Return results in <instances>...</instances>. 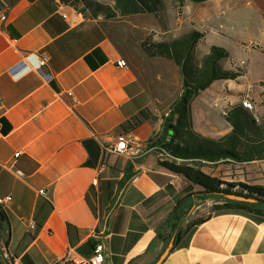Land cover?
I'll list each match as a JSON object with an SVG mask.
<instances>
[{"label":"crops","instance_id":"0c3cea01","mask_svg":"<svg viewBox=\"0 0 264 264\" xmlns=\"http://www.w3.org/2000/svg\"><path fill=\"white\" fill-rule=\"evenodd\" d=\"M0 10L7 15L0 26V200L12 264H57L67 254L86 262L97 244L104 247L103 264H153L161 247L152 254L147 248L173 198L189 183L161 167L153 153L133 159L111 149L121 133L151 140L182 93L180 69L149 58L141 44L200 31L180 19L170 38L171 30L163 31L153 15H130L121 23L85 15L60 0H11L10 7L0 0ZM204 35L194 50L197 59L211 48L199 49ZM41 52L49 57L43 72L51 80L36 71L9 74L28 55L34 65ZM244 64L230 54L220 61L225 70ZM244 70L193 99L197 134L220 139L231 131L222 112L254 87L236 88ZM130 161L133 168L125 172ZM124 176L128 180L119 187ZM160 264H264V221L213 215Z\"/></svg>","mask_w":264,"mask_h":264},{"label":"trees","instance_id":"16d2710c","mask_svg":"<svg viewBox=\"0 0 264 264\" xmlns=\"http://www.w3.org/2000/svg\"><path fill=\"white\" fill-rule=\"evenodd\" d=\"M186 1L203 4L211 0H176V4L182 7ZM100 12V7L96 6L91 16L96 17ZM164 13L163 0H113V6L106 8L103 16L105 20L116 21L130 15L150 14L162 24ZM202 37L203 34L193 30L173 40L156 42L147 39L141 44L149 58L167 59L180 69L182 93L170 106L161 131L149 140V146L165 150L174 160L159 162V165L182 175L189 183L181 196L173 198L172 209L147 248V253L152 254L162 243L153 264L163 262L160 259L165 252L168 255L177 249L187 233L211 217L184 226L199 201L221 199L222 204L215 208L217 215L235 213L255 221H264L263 187L225 183L213 174L214 177L202 171L220 165L241 166L264 162V115L257 117L241 103L229 107L226 112L225 119L231 127L226 136L211 139L197 134L192 128L190 104L193 99L215 81L236 80L245 74L244 69L225 70L220 66V61L229 58V53L220 47L212 46L206 55L197 59L194 50ZM129 127L130 124H127L123 128ZM153 154L156 155L155 152ZM133 163H127L125 172L133 168ZM127 180L128 177L124 176L119 187ZM231 196L243 199H231ZM164 227L168 229L166 235L162 231ZM8 236L9 222L0 204V264H12L6 251Z\"/></svg>","mask_w":264,"mask_h":264},{"label":"rangeland","instance_id":"374dc122","mask_svg":"<svg viewBox=\"0 0 264 264\" xmlns=\"http://www.w3.org/2000/svg\"><path fill=\"white\" fill-rule=\"evenodd\" d=\"M60 1L73 5L85 15L90 16L94 8L99 6L101 12L98 16L103 19H105L103 12L106 8L113 6V0ZM163 2L165 13L161 27L166 32L168 29L171 30L170 38L180 30L181 21L179 22V20L181 19L182 24H185L188 29L194 26L205 34L204 40L199 47L201 51L212 46L220 47L230 54L233 61L237 63L243 61L246 64V66L245 64L242 66V69H246V75L236 88L244 92L248 86L254 87L251 92L243 94L240 102L247 97L253 106L252 112L257 117L263 116L264 0H211L204 4H194L186 1L182 7L177 6L176 0H163ZM123 20L127 21L126 18H119L116 19V22L122 23ZM189 24L191 25L189 26ZM184 31L186 30L182 27L180 32ZM165 37L163 36V38ZM148 39H151V37ZM227 66H229L228 62ZM258 108L263 109L257 110ZM205 170L225 183L261 186L264 188V162L241 166L220 165L206 168ZM221 204V199L219 201L210 199L199 201L198 207L189 215L184 226H189L208 216L217 215L215 208ZM162 231L166 235L168 229L164 227ZM158 246L162 248V243Z\"/></svg>","mask_w":264,"mask_h":264},{"label":"built area","instance_id":"2783aa9c","mask_svg":"<svg viewBox=\"0 0 264 264\" xmlns=\"http://www.w3.org/2000/svg\"><path fill=\"white\" fill-rule=\"evenodd\" d=\"M6 22H7V15L4 11L0 10V26L4 27ZM30 56L31 55L26 56L22 61L18 62L15 66H13L9 70V74L12 77H17L19 75H24L31 71H36L41 75L45 76V80L47 81L51 80L52 76L46 75L43 72V69L47 66V63L49 61L48 55L44 52L36 54L35 64L32 66L28 64V59ZM117 65L120 67H124L126 64L124 61H119ZM240 103L243 105V107L247 108L248 110L250 111L253 110V106L247 97L241 100ZM222 115L226 116V112H222ZM2 117H3V110L0 103V120ZM255 118L257 122V117ZM0 138H1V132H0ZM111 151L117 155L127 156L133 159L142 158L143 156L155 152L159 162H164L165 156L168 154L165 150L148 149L147 141H143L138 135L134 134L133 132H126L119 134L116 137L115 144L113 145ZM15 156L17 157L18 154H16ZM43 193H44L43 191L40 192V194ZM2 202L3 200H0V204ZM57 264H99L98 250L95 248L93 256L90 258V260L86 262L75 261L74 259H72V257L69 254H67Z\"/></svg>","mask_w":264,"mask_h":264},{"label":"bare ground","instance_id":"6f19581e","mask_svg":"<svg viewBox=\"0 0 264 264\" xmlns=\"http://www.w3.org/2000/svg\"><path fill=\"white\" fill-rule=\"evenodd\" d=\"M153 138V137H152ZM154 143V142H153ZM149 141H147V148L148 149H157V148H151L149 146ZM156 146V145H155ZM174 159L169 155L167 154L165 156V161H168V162H171L173 161ZM97 250H98V254H99V264H103V261H104V257H103V250H104V247H103V244H97V246L95 247Z\"/></svg>","mask_w":264,"mask_h":264},{"label":"water","instance_id":"95a60500","mask_svg":"<svg viewBox=\"0 0 264 264\" xmlns=\"http://www.w3.org/2000/svg\"><path fill=\"white\" fill-rule=\"evenodd\" d=\"M1 1L3 2V4H4L6 7H10V5H11V0H1ZM230 198H231V199H240V200L243 199L242 197H233V196H231ZM166 256H167V252H165V253L162 255V257H161V259H160V262H161L162 260H164V259L166 258Z\"/></svg>","mask_w":264,"mask_h":264}]
</instances>
